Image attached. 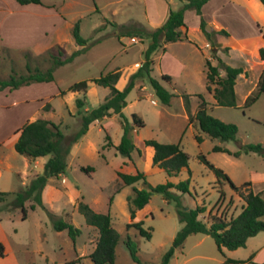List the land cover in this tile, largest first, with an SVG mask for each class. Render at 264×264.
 <instances>
[{
  "label": "rangeland",
  "instance_id": "374dc122",
  "mask_svg": "<svg viewBox=\"0 0 264 264\" xmlns=\"http://www.w3.org/2000/svg\"><path fill=\"white\" fill-rule=\"evenodd\" d=\"M156 1L159 7H167L168 11L183 7L180 0ZM64 11L68 18L79 19L80 35L87 40V48L71 62L58 66L53 72V82L40 89L28 90L32 96L43 98L42 101L50 97L44 103L53 107V112L49 107L44 110L46 114H42L58 124L65 136H71L81 124L75 102L77 98H83V93L67 92L56 96L55 92L60 93L75 82L87 80L85 108L98 106L109 90L95 84L92 79L119 70L121 76L116 87L123 90L131 74L137 70L135 68L145 61V50L150 42L145 32L156 28L149 22L143 0H72ZM217 38L218 44L229 45V40L224 36L218 37L216 32L208 39L196 30L190 33L187 40L167 43L165 54L158 49L151 55L150 76L158 80L172 96L168 104L163 103L148 78L138 80L128 92L127 105L122 113L131 123L133 114L143 121L142 125H134L131 132L137 148L130 157L116 151L115 146L119 144L123 130L116 115L112 114L92 124L86 134L71 146L64 173L48 179L46 186L49 187L43 204L31 209L32 202L25 203V219L22 218L21 209L10 208V203L14 193L25 187L22 181L29 184L31 180L22 179L17 173L5 175L0 180V187L5 189L0 192L10 193L0 203V242L5 252L4 256H0V264H93L89 255L96 246L98 231L88 225L77 210L80 201L96 212L109 214L112 226L119 232L113 264H159L183 226L176 202L164 199L161 194L151 196L136 220L142 221L143 228L151 231V238H144L136 229L126 227L130 222L126 198L132 194L133 187L141 189L146 185L143 180L124 185L118 172H144L146 181L153 186L189 179V191L181 195V203L185 208L205 206L199 218L206 221L212 220L213 216H223L227 220L235 217L244 202L226 181L217 180L213 171L200 160V154L226 173L236 186L251 182L254 193L264 189V156L255 152H241L239 156H234L241 145L259 143L264 146V96L260 95L254 103L244 106L246 98L243 96L249 91L254 78L249 72L244 73L247 79L242 77L237 83L235 107L215 105L213 95L206 91V62L209 58L214 60V52L211 47H204L203 43L207 41L210 46H216ZM253 45L257 44H248ZM62 49L64 58L71 53L72 46ZM54 53L57 54V50ZM242 54L238 48L235 49L232 53L233 63L247 61L248 58ZM47 58L46 52L37 56L25 51L6 52L0 57V77L8 79L14 72L26 74L27 65L44 70L50 65ZM136 62L140 64L134 67ZM165 71L170 74L169 80L162 77ZM220 72L223 73L224 69L220 68ZM211 86L215 84L211 83ZM200 95L207 103L208 114L237 126L235 139L221 141L211 138L199 129L196 122H189V115L195 113L201 101ZM185 101H189L188 109ZM38 102L30 103L32 109ZM106 133L111 142L108 146H105L108 142ZM197 135L202 137L200 143L196 140ZM145 140L179 144L189 156L188 169L180 171L173 178L165 171L149 170L147 152L144 153ZM215 146L227 148L230 153L216 152L213 150ZM13 154L10 158L13 168L22 173L25 157L15 152ZM82 167H91L92 171L87 173ZM36 170L44 171L41 167ZM49 212L79 229L74 239L66 230L54 229ZM128 236L137 245L139 262L132 258L125 243ZM249 258L254 263L247 261L242 264L264 263V231L248 238L244 247L234 250H219L209 235L191 234L168 264H228L225 263L226 259Z\"/></svg>",
  "mask_w": 264,
  "mask_h": 264
},
{
  "label": "trees",
  "instance_id": "16d2710c",
  "mask_svg": "<svg viewBox=\"0 0 264 264\" xmlns=\"http://www.w3.org/2000/svg\"><path fill=\"white\" fill-rule=\"evenodd\" d=\"M183 7L179 10H170L166 20L156 29L145 32L149 38L148 47L145 50V61L141 66L131 74L127 86L120 90L116 87L120 79L121 72L119 70L110 71L104 75L92 79V81L102 87L108 88L109 92L105 96L104 101L98 106L85 108V93L88 88L87 80H81L70 85L66 90L60 91V95L67 92H82L83 98L76 99V107L78 114L81 116V124L79 129L71 136H65L60 130L58 124L43 118H37L31 122L25 123L19 129V136L14 143L15 151L28 158H38L49 156L44 164V171L32 177L30 183L21 190L14 193V198L10 203V208H20L22 218H26L25 203L32 202L30 207L34 209L36 205H42V193L51 177H58L64 173L66 168V156L73 144L77 143L81 136L86 134L88 129L95 122L109 117L112 114L116 118L123 130L121 140L115 146L116 151L125 156L130 157L131 153L136 150L131 132L134 125H142L143 121L136 114L132 115V123L122 113V109L127 105L126 97L128 92L134 87L138 80L148 78L155 93L160 97L163 103L168 104L172 94L167 91L158 80L150 76L151 64L153 60L151 55L158 49L165 50V44L170 42L182 41L186 39V31L188 30L184 22V13L186 10H193L196 14L201 15L202 6L209 0H180ZM20 4L37 3L41 4L43 0H17ZM264 7V0H260ZM101 29V28H99ZM200 29L205 36L210 39L215 32L207 29V23L201 19ZM219 33L228 35L225 30ZM72 37L80 49L73 51L68 56L62 58L63 49L55 46L48 51V61L50 65L42 70L38 66L31 68L27 65L26 74L12 73L8 79L0 77V91L8 88L10 90L18 89L21 86L29 85L35 82H50L54 80L53 72L61 65L71 62L77 55L84 52L87 48V40L80 35L79 21L74 23L72 28ZM214 45V44H213ZM57 50V54L54 53ZM260 59L264 61V31L260 43L256 49ZM9 52L3 49L2 54ZM216 59V63L207 60V83L206 89L212 93L215 102L219 106L235 107L237 104V96L235 93L236 78L244 72L242 67H232L212 55ZM220 68L224 69L225 75H220ZM164 79L169 80L170 76L164 74ZM211 83L215 84L214 87ZM264 96V68L257 82V87L245 99L244 106L254 103L258 97ZM201 101L194 115H189V122H196L199 129L210 136L221 141L233 140L237 134V126L233 123H225L207 113V103L200 95ZM185 106L189 108V101H185ZM49 104L43 106L44 110L49 109ZM105 146L111 144L110 136L106 133ZM197 142L202 141L200 135L196 136ZM145 146H151L154 149L152 157V167L165 171L169 176L178 174L180 171L188 169V154L183 151L177 143H160L155 140H145ZM216 152H227V148L215 146ZM140 150H138L139 152ZM241 152H255L264 156V146L257 143L241 145L234 156H239ZM200 160L213 171L218 181H226L230 187L242 198L244 204L239 214L230 217L228 220L223 216H213L212 220L206 221L199 218V215L205 211V206L199 205L195 208H185L181 203V195L189 191V179L179 181L178 183L166 182L157 185H151L146 181L144 172L136 174H125L118 172L124 185H132L139 180H143L145 188L137 189L133 187L132 194L127 196V206L130 215V222L126 224L127 228H134L138 233L146 239L151 238L150 229H144L142 221H134L136 212L143 209L151 199L153 194H161L166 200H174L176 202L179 220L182 222V228L177 232L171 246L163 254L159 264H168L173 257L175 251L182 247L186 238L195 233H202L211 236L219 250L227 248L234 250L244 247L248 238L255 236L264 231V190L254 193L252 191L251 182H245L240 186H236L230 177L220 168L210 163L203 154L199 155ZM85 172L92 171L91 167H82ZM9 192H0V203L6 200ZM77 210L84 216L88 225H91L98 231V239L93 252L89 255L93 264H113L115 261V248L120 238L119 232L112 226L109 214L94 211L90 206L83 202L77 203ZM53 222V227L57 231L66 230L72 239L79 233V229L72 223L56 218V215L49 212ZM132 258L139 262L137 257V245L128 236L125 241ZM4 246L0 242V256H4ZM252 262L251 258L247 260L226 259L228 264H242ZM264 264V263H261Z\"/></svg>",
  "mask_w": 264,
  "mask_h": 264
},
{
  "label": "crops",
  "instance_id": "0c3cea01",
  "mask_svg": "<svg viewBox=\"0 0 264 264\" xmlns=\"http://www.w3.org/2000/svg\"><path fill=\"white\" fill-rule=\"evenodd\" d=\"M69 1L72 0H43L41 4H20L17 0H0V52L3 49H7L9 51L30 52L37 56L55 46H65L66 48V46L71 45V53L80 49L81 47H78L72 37V28L79 19L75 17L68 18L64 11ZM143 2L149 22L155 28L163 24L169 13L167 7H159L156 0H143ZM201 19L207 23L208 30L216 32L218 37L224 36L229 40V45L218 44L217 38L215 40L217 41L216 46H210L207 41L203 43V46L211 47L216 57L220 58L223 63L232 67H242L244 72H250L253 75V83L246 95L243 96V98H246L250 92L256 89L260 74L264 68V61L259 58L256 51L262 37V31H264V7L262 3L260 0H209L202 6L201 15L196 14L193 10H186L184 22L188 30L186 31L185 40L188 39L193 31L197 30L203 33L200 29ZM220 30H225L228 35L219 33ZM203 35L205 34L203 33ZM252 42L257 45L248 46ZM166 44L164 45L163 54L167 51ZM237 48L243 53L242 55L248 58L247 61H236V63L239 62L238 65L233 63L232 58V53ZM207 60L216 63L215 58L214 60L212 58ZM137 64L140 63L136 62L134 67ZM164 74L170 76L167 71L162 73V76ZM220 75L224 76L225 73L220 72ZM242 77L247 79L244 73L238 75L234 87L235 93L237 83ZM50 82H35L21 86L18 89L10 90L5 88L0 91V180L5 175L17 173L22 179H29L30 181L33 176L41 173L36 168L41 167V169H44V164L49 159V156L34 159L24 156L22 173L15 171L10 158L14 155V152L17 153L14 149V143L19 136V129L25 123L37 118L49 120L44 115L47 111H44L43 106L46 104L44 101L49 100L50 97L42 101L43 98L38 99L37 95L32 96L29 90L40 89L43 85ZM59 94V91L55 92L56 96ZM31 102L35 104L38 102L34 109L31 107ZM53 109V107H50V112H53ZM191 114L194 115L195 113ZM144 150V153L147 152L148 156L147 168L149 170H159L152 167L153 147L144 145ZM173 176L175 177V175ZM173 176H170V178H173ZM62 180L64 181V178ZM22 185L26 186L28 183L22 181ZM48 187L46 186L42 193V200L47 194ZM2 189L0 187V190ZM139 212L140 210L136 212L135 221L138 220Z\"/></svg>",
  "mask_w": 264,
  "mask_h": 264
},
{
  "label": "built area",
  "instance_id": "2783aa9c",
  "mask_svg": "<svg viewBox=\"0 0 264 264\" xmlns=\"http://www.w3.org/2000/svg\"><path fill=\"white\" fill-rule=\"evenodd\" d=\"M154 103V102H153Z\"/></svg>",
  "mask_w": 264,
  "mask_h": 264
}]
</instances>
